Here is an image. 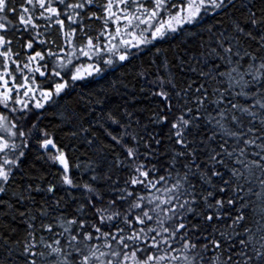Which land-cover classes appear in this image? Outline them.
<instances>
[{
  "label": "snow or ice",
  "instance_id": "1",
  "mask_svg": "<svg viewBox=\"0 0 264 264\" xmlns=\"http://www.w3.org/2000/svg\"><path fill=\"white\" fill-rule=\"evenodd\" d=\"M0 264H264V0H0Z\"/></svg>",
  "mask_w": 264,
  "mask_h": 264
},
{
  "label": "trees",
  "instance_id": "2",
  "mask_svg": "<svg viewBox=\"0 0 264 264\" xmlns=\"http://www.w3.org/2000/svg\"><path fill=\"white\" fill-rule=\"evenodd\" d=\"M41 23H42V21H41ZM140 58L146 60L148 58V52L146 50L142 51ZM114 71H115V75L119 76L123 70L120 69L119 67H117ZM111 75H112V73H109V76H111ZM133 83H143V82L142 81H140V82L133 81ZM124 93L127 94V95L124 96V98L126 100H131L132 95L134 93H137V102H139L141 104H144V105L151 104V99L149 97H147V96H140L138 94V92H137V89H135V88L122 89L121 94H124ZM117 99H118L117 97H113V102H116ZM58 120H59L58 116H54L51 112H49L47 114V120L45 121V123H47L48 121H52L53 123H57Z\"/></svg>",
  "mask_w": 264,
  "mask_h": 264
}]
</instances>
